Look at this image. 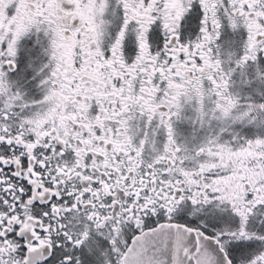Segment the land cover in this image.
Listing matches in <instances>:
<instances>
[{
	"label": "snow or ice",
	"instance_id": "snow-or-ice-1",
	"mask_svg": "<svg viewBox=\"0 0 264 264\" xmlns=\"http://www.w3.org/2000/svg\"><path fill=\"white\" fill-rule=\"evenodd\" d=\"M0 264H264V0H0Z\"/></svg>",
	"mask_w": 264,
	"mask_h": 264
}]
</instances>
